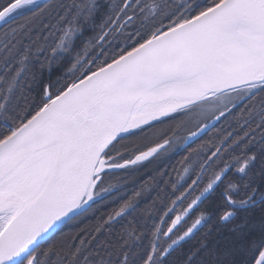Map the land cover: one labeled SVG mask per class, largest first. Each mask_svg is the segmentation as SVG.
Returning <instances> with one entry per match:
<instances>
[{
	"label": "snow or ice",
	"instance_id": "obj_1",
	"mask_svg": "<svg viewBox=\"0 0 264 264\" xmlns=\"http://www.w3.org/2000/svg\"><path fill=\"white\" fill-rule=\"evenodd\" d=\"M0 264H264V0L0 4Z\"/></svg>",
	"mask_w": 264,
	"mask_h": 264
},
{
	"label": "trees",
	"instance_id": "obj_2",
	"mask_svg": "<svg viewBox=\"0 0 264 264\" xmlns=\"http://www.w3.org/2000/svg\"><path fill=\"white\" fill-rule=\"evenodd\" d=\"M6 3V0H0V4ZM219 126V125H218ZM216 135L215 131H213L210 136H206L204 139L207 140L211 136ZM199 142V141H198ZM195 145H193L194 147ZM183 156V153H174L169 158H167L164 161V165L162 167H166V170L168 171L169 175L163 177L164 180H175L178 172L181 171V164L180 160ZM181 158V159H180ZM180 159V160H179ZM179 161V162H178ZM178 162V164H177ZM177 165V166H176ZM156 167V165H149L148 168H141L137 173H141L140 176H133V179L129 182H126L122 185L120 190L116 193H114L115 196H123L124 198H128L133 195L134 191L140 190L141 186L147 181L151 183L150 175L156 176V172L153 171V169ZM135 175H138V174ZM160 177L157 176V180H159ZM154 191L151 192V198L147 197H141L140 198V214H143V209L145 207L151 206L149 209V213L152 217L159 218L163 216L164 212L167 210V207L171 206V199H174V197L168 196L166 193L170 192V187H166L163 183L160 184H154ZM160 193L159 198L157 197V193ZM178 194V193H177ZM153 200H155V204L153 205ZM119 203L113 199L112 196L108 198V200L104 203V206L100 207L99 213L91 218H85L82 221L78 223H73L72 225L68 227L63 228V232L65 235L61 236L57 234L56 239L57 242L61 240H68L69 235H74L79 230L83 229L85 232L90 230V228L96 224L97 219L101 216L105 217L108 213L112 212L113 209L118 208ZM178 209V208H177ZM195 218V215H193L191 218L187 220V223L182 222L181 226L183 229L185 226L187 227L188 224L191 223L192 219ZM131 219V217H129ZM157 222L158 219H157ZM151 223V221H149ZM185 225V226H184ZM162 226V225H161ZM117 228H119V224L116 225ZM72 242V241H69ZM78 243V241H76ZM195 243V240L187 241L184 243V250H187L189 247H191Z\"/></svg>",
	"mask_w": 264,
	"mask_h": 264
},
{
	"label": "rangeland",
	"instance_id": "obj_3",
	"mask_svg": "<svg viewBox=\"0 0 264 264\" xmlns=\"http://www.w3.org/2000/svg\"><path fill=\"white\" fill-rule=\"evenodd\" d=\"M169 125L168 124H165V125H161L160 127L161 128H167ZM219 127V126H218ZM184 134H186V133H184V132H182V133H180V135H184ZM138 140H143L142 138H137L136 139V141H135V143H137V141ZM149 143H151V141H147L146 143H144V144H142V145H140V147H144L145 146V144H149ZM198 143H200V141L198 142ZM138 144V143H137ZM195 147V146H194ZM175 152H173V153H170V154H168L167 156H165V157H162V160H166L167 158H169L172 154H174ZM182 158V157H181ZM180 158V159H181ZM179 159V160H180ZM179 162V161H178ZM178 162H177V164H178ZM177 166V165H176ZM177 211H179V208L177 209ZM169 223H170V221H169ZM185 226V225H184ZM162 227H164L165 228V230H166V227H167V225H162ZM179 227V229H180V231H178L176 234L177 235H179V234H181L182 232H183V230L186 228V226H185V228L183 229L181 226H178Z\"/></svg>",
	"mask_w": 264,
	"mask_h": 264
},
{
	"label": "flooded vegetation",
	"instance_id": "obj_4",
	"mask_svg": "<svg viewBox=\"0 0 264 264\" xmlns=\"http://www.w3.org/2000/svg\"><path fill=\"white\" fill-rule=\"evenodd\" d=\"M146 142H147V141H144V140H138V141H137V143H138L139 145H142V144H144V143H146ZM163 161H164V160H163ZM136 173H137V172H136ZM136 173H135V174H136ZM135 174H133V175L127 180V182H129L130 180H132V179H133V176H134V177L136 176ZM137 174H138V176L141 175V173H137ZM109 179H110L109 177H105V182H106V184H107V182L109 181ZM101 206L103 207V206H104V203H103ZM101 206H100V207H101ZM97 213H99V211H98ZM97 213H96V215H97ZM91 217H93V216H89V217H87V219H88V218H91Z\"/></svg>",
	"mask_w": 264,
	"mask_h": 264
},
{
	"label": "bare ground",
	"instance_id": "obj_5",
	"mask_svg": "<svg viewBox=\"0 0 264 264\" xmlns=\"http://www.w3.org/2000/svg\"><path fill=\"white\" fill-rule=\"evenodd\" d=\"M136 176H138V175H136ZM136 176H135V177H136ZM139 176H140V175H139Z\"/></svg>",
	"mask_w": 264,
	"mask_h": 264
}]
</instances>
